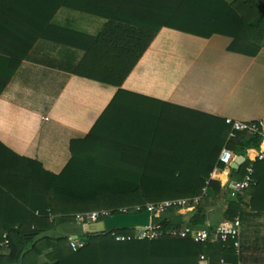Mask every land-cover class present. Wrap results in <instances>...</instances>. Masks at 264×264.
I'll use <instances>...</instances> for the list:
<instances>
[{
  "label": "trees",
  "instance_id": "16d2710c",
  "mask_svg": "<svg viewBox=\"0 0 264 264\" xmlns=\"http://www.w3.org/2000/svg\"><path fill=\"white\" fill-rule=\"evenodd\" d=\"M62 7L103 17L107 23L97 35L57 27L52 20ZM163 27L204 37L228 36L231 51L254 56L264 43V4L260 0H0L4 85L43 38L84 50L74 73L120 87ZM142 132L164 134L173 146L151 147L142 155ZM229 132L224 119L192 109L179 108L174 114L162 110L155 118L142 111L141 95L120 89L90 133L71 142L72 157L61 173L45 171L35 162L39 167L29 168L26 175L10 174L15 186H4L14 197L2 205L0 218V240L8 232L10 244L0 252V264H199L202 254L209 264L222 260L237 264L230 239L199 243L165 236L116 241L111 232L79 231L85 245L74 250L67 228L79 212H116L125 206L195 197L206 186L212 195L204 196L188 219L174 206L154 213L153 221L165 228L185 223L209 227L208 211L223 193L220 183L211 179L216 166H224L219 163L221 150L227 145L245 155L262 139L240 132L228 140ZM249 165L244 161L234 175L242 179ZM263 166L264 161L253 164L255 184L248 189L257 188V167ZM238 199L239 195L229 200L226 219L237 216ZM113 230L127 234L132 229Z\"/></svg>",
  "mask_w": 264,
  "mask_h": 264
},
{
  "label": "crops",
  "instance_id": "0c3cea01",
  "mask_svg": "<svg viewBox=\"0 0 264 264\" xmlns=\"http://www.w3.org/2000/svg\"><path fill=\"white\" fill-rule=\"evenodd\" d=\"M52 23L97 35L107 19L62 7ZM231 42L232 38L224 35L204 37L163 27L120 87L74 73L84 50L43 38L4 85L0 53V218L2 205L14 197L4 186H15L10 174L26 175L29 168L39 167L35 162L45 171L61 173L72 157L71 142L90 133L120 89L141 95L142 111L155 118L162 110L174 114L184 108L224 120L264 119V43L251 56L231 51ZM167 140L164 134L142 132V155L151 147L171 148L173 144ZM262 151L264 137L259 147L247 148L245 161L250 165L263 162ZM257 168V188L239 194L236 217L242 225L237 264H264V166ZM234 169L216 166L211 174L223 193L208 211L209 227L227 220L224 212L234 198L231 183L239 179ZM195 209L181 208L178 213L188 219ZM76 227L83 231L76 221L67 227L73 236L78 235ZM62 229L59 225L57 232ZM199 264H209L207 256L205 261L200 257Z\"/></svg>",
  "mask_w": 264,
  "mask_h": 264
},
{
  "label": "built area",
  "instance_id": "2783aa9c",
  "mask_svg": "<svg viewBox=\"0 0 264 264\" xmlns=\"http://www.w3.org/2000/svg\"><path fill=\"white\" fill-rule=\"evenodd\" d=\"M226 124L230 126L228 140L237 137L240 132H247L251 135H261L264 137V119L259 120H238L233 118H226ZM262 157V156H260ZM236 160L235 152L227 145L223 147L219 156V163L224 166H230ZM220 166L217 165V168ZM253 165H249L247 173L242 179H237L231 183V195L237 197L240 193L255 184L253 177ZM208 193V186L203 188L202 194L195 197H185L178 199H167L156 203H147L146 205L137 204L134 206H125L115 212L113 209H101L90 212H79L75 214V221L83 228L86 233L96 231L99 224H104L106 218L119 213H140L148 210L152 214L150 223L145 226H137L131 228V232L127 234L117 233L111 229L105 232H111L116 241H130V240H154L165 236L177 238H191L195 242L206 243L216 242L218 240H233L234 247L239 253L240 250V229L241 219L235 217L234 219H227L216 225L215 227H196L187 223L181 227L165 228L163 225L153 221L154 213H163L171 207L177 206L181 208H196L201 199ZM54 216L51 215V220ZM59 235L58 233H56ZM70 245L74 250H78L85 245V240L81 239L79 235L74 237L69 235ZM10 244L9 233L4 232L0 240V252L7 249ZM201 260L205 261L206 256L201 255ZM222 264H230L222 260Z\"/></svg>",
  "mask_w": 264,
  "mask_h": 264
},
{
  "label": "water",
  "instance_id": "95a60500",
  "mask_svg": "<svg viewBox=\"0 0 264 264\" xmlns=\"http://www.w3.org/2000/svg\"><path fill=\"white\" fill-rule=\"evenodd\" d=\"M264 4V0H260ZM246 157L240 155L231 164L232 168H238L245 161ZM152 214L145 210L140 213H119L105 219L104 224H99L96 231L91 233H104L114 228L129 229L137 226H145L150 223ZM77 237V235H74Z\"/></svg>",
  "mask_w": 264,
  "mask_h": 264
},
{
  "label": "rangeland",
  "instance_id": "374dc122",
  "mask_svg": "<svg viewBox=\"0 0 264 264\" xmlns=\"http://www.w3.org/2000/svg\"><path fill=\"white\" fill-rule=\"evenodd\" d=\"M76 229H77V231H80L81 232L80 228L76 227Z\"/></svg>",
  "mask_w": 264,
  "mask_h": 264
}]
</instances>
